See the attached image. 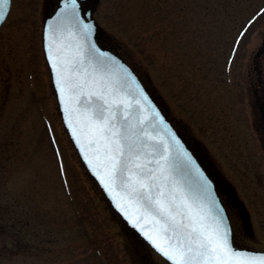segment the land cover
<instances>
[{
    "label": "rangeland",
    "instance_id": "374dc122",
    "mask_svg": "<svg viewBox=\"0 0 264 264\" xmlns=\"http://www.w3.org/2000/svg\"><path fill=\"white\" fill-rule=\"evenodd\" d=\"M52 2L12 0L0 28V264H170L112 210L63 125L42 43ZM91 2L103 44L248 210L250 225L230 199L240 241L264 249V0Z\"/></svg>",
    "mask_w": 264,
    "mask_h": 264
},
{
    "label": "snow or ice",
    "instance_id": "6c2138e0",
    "mask_svg": "<svg viewBox=\"0 0 264 264\" xmlns=\"http://www.w3.org/2000/svg\"><path fill=\"white\" fill-rule=\"evenodd\" d=\"M9 2L0 0V24ZM83 30L90 37L93 25ZM69 48L46 29L45 51L65 121L115 206L171 264H238L242 254L232 247L228 217L211 181L182 146L172 156L169 139L179 141L129 69L92 44L91 51L120 70L113 79L101 70L103 62L86 64L83 45ZM146 124L159 125L167 138L152 135ZM181 169H194L198 191L185 188Z\"/></svg>",
    "mask_w": 264,
    "mask_h": 264
},
{
    "label": "water",
    "instance_id": "95a60500",
    "mask_svg": "<svg viewBox=\"0 0 264 264\" xmlns=\"http://www.w3.org/2000/svg\"><path fill=\"white\" fill-rule=\"evenodd\" d=\"M83 0H76V6L74 8L72 0H60L58 7L54 11L53 14L45 18L44 22V28H43V48L45 51V32L47 29V32L49 35H54L57 40H59L63 44H67L70 46L69 50H74V46L77 44L83 45L82 51H84L86 56V64L91 63L93 65H96L97 67H100L101 62H103L104 68H102V71H105L106 73L112 74V78L115 79L117 75L120 74V70L116 67L115 64H113L112 61L101 57L98 53H95L91 51V45L94 44L96 48L100 50L102 53H107L110 57H114L116 61H119L121 64H124L129 71L132 73V75L135 77L136 82L140 85L141 89L144 91L145 95L148 97L149 101H151V104L155 106L156 110L160 112V115L164 118V121L167 123L171 130V134L175 135L176 140L179 141V145H177L175 142L171 141L169 139V143L171 146V154L173 157H176V153L180 146L183 147L185 151H187L193 158L195 165L199 167L200 171L211 181V191L217 198V200L221 203V206L225 209L223 203L221 202V199L219 197L218 191L216 189V185L214 181L212 180L210 174L206 171V169L203 167L201 161L198 159L197 155L194 153V151L189 147V145L185 142L181 134L177 131V129L174 127L172 122L169 120L167 115L164 113L162 108L159 106V104L156 102V100L153 98V96L150 94L134 68L121 56H119L117 53L113 52L107 47L101 46L97 42V34H98V24L93 16L94 6H89L86 9H83L81 6V2ZM11 5V0L9 4L7 5V14L9 12V8ZM6 14V16H7ZM85 24H91L93 25V30L91 32L90 37L84 32L83 25ZM1 25V24H0ZM264 50V42L262 47L260 48L258 54H261ZM45 56L47 59L46 51ZM47 63L50 68L51 76H52V82L53 86L56 92V87L53 79V69L51 68L49 61L47 59ZM56 97L59 105V110L61 113V117L64 123V126L81 158L84 165L86 166L88 172L90 175L95 179V181L98 183L100 188L102 189L105 197L109 201L112 208L120 215V217L124 220V222L132 229H134L136 232L140 234V236L149 243V245L153 247L152 243L148 241L142 233L139 232L138 229H136L133 224L119 211V209L115 206V202L111 199L108 192L103 188L102 184L100 183L99 179L93 174V172L90 170L88 164L84 160V155L80 150V147L76 144L72 130L69 129L66 121H65V113L62 109L60 100L58 98L57 92ZM147 107V105H146ZM136 113L134 112V117ZM145 127L148 129V131L152 135H156L157 132H160L161 135H166L164 132L160 131V126L158 125L156 128H151L147 124ZM77 135L79 133L77 132ZM85 151H87V148H85ZM178 177L181 178L184 182V186L186 189H189L192 192L198 191V180L199 178L196 176L194 169H188L184 170L181 169L179 173H177ZM225 213L228 217L227 211L225 209ZM228 221L230 224V220L228 217ZM231 227V224H230ZM232 230V229H231ZM232 239V236H231ZM232 247L240 252L242 254L241 259L238 261V264H260V258L264 257V251H255L252 249H246V248H240L234 245L232 240ZM155 249V248H154ZM156 250V249H155ZM157 251V250H156ZM158 252V251H157ZM159 253V252H158ZM161 254V253H160ZM162 255V254H161ZM163 256V255H162ZM164 257V256H163ZM251 257V260H248L247 258ZM165 258V257H164ZM167 259V258H166ZM170 262V261H169Z\"/></svg>",
    "mask_w": 264,
    "mask_h": 264
},
{
    "label": "flooded vegetation",
    "instance_id": "af4514ba",
    "mask_svg": "<svg viewBox=\"0 0 264 264\" xmlns=\"http://www.w3.org/2000/svg\"><path fill=\"white\" fill-rule=\"evenodd\" d=\"M58 1L59 0H53V2L51 3V10H50L49 14L55 9V7L58 4ZM90 4H91L90 0H85V1L82 2V7L83 8H86ZM97 39H98L99 43H101V44L103 43L102 40L99 37V34L97 36ZM259 80H260V82L263 81V79H261V78ZM255 92H257V90H255ZM260 109H261V112H262L263 118H264V104L263 103L260 104ZM197 156L199 157V159L201 160V162L203 163V165L205 166V168L208 170V172L210 173V175L214 179V181L216 183V186H217V189L219 191V194L221 196V199H222L223 203L225 204V206L227 208V211H228L229 216H230V219H231L232 227H233V239H234L235 244L238 245V246H241V247H251V246L246 245L242 241H240L242 239L241 236L239 235L240 234V228H239V225H238V228H237V226H235L238 221H237L236 215L232 211V205L230 204V199L233 200L234 198L231 196V194L224 187L223 182L222 181L221 182L219 181V179L213 173L212 169L209 168L208 165L204 162V160L202 159V157L198 153V151H197ZM211 164H212V168L214 169L213 166H215V165L213 163H211ZM215 169H217V168H215ZM234 201L236 203L238 202V204H240V206H242V207L245 208V206L243 205V203L241 202V200L239 201V200H235L234 199ZM245 213H246V217H247V224L250 225V222H249V212H248V210L246 208H245ZM234 219H235L236 223H234ZM262 250H264V249H262Z\"/></svg>",
    "mask_w": 264,
    "mask_h": 264
},
{
    "label": "trees",
    "instance_id": "16d2710c",
    "mask_svg": "<svg viewBox=\"0 0 264 264\" xmlns=\"http://www.w3.org/2000/svg\"><path fill=\"white\" fill-rule=\"evenodd\" d=\"M258 13H259V12H258ZM258 13H257V15H258ZM257 15H256V16H257ZM254 17H255V16H251V17L248 18L249 22L251 21L252 25L254 24V21H255V19H256V18L254 19ZM259 17H260V16H259ZM259 17H257V19H258ZM249 22H248V24H249ZM250 29H251V27H250ZM117 216H118V215H117ZM118 217H119V216H118ZM131 232H132V231H131ZM134 233H135V232H134ZM131 234H133V233H131ZM133 235L136 236V239H137V240L142 241V239H141L136 233L133 234Z\"/></svg>",
    "mask_w": 264,
    "mask_h": 264
}]
</instances>
